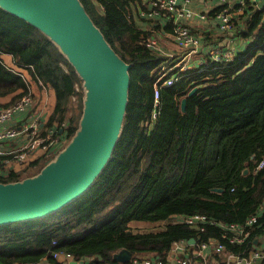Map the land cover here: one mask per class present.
I'll use <instances>...</instances> for the list:
<instances>
[{
	"label": "trees",
	"instance_id": "1",
	"mask_svg": "<svg viewBox=\"0 0 264 264\" xmlns=\"http://www.w3.org/2000/svg\"><path fill=\"white\" fill-rule=\"evenodd\" d=\"M79 1L107 43L130 64L121 128L110 157L87 190L50 214L0 225V264H34L42 259L59 264L54 252L69 254L83 264H129L113 258L121 248L132 255L153 254L160 264H167L171 243L190 237L214 239L233 253L260 246L264 6L257 7L256 0L243 4L233 0L227 33L249 47L237 43L232 60L218 65L209 52L204 53L202 63L179 71V66L168 70L175 59L145 44L151 35L140 25L141 17H146L140 12L147 9L143 0ZM224 5L216 1L208 14L219 13ZM168 29L172 31L171 23ZM2 54L10 55L15 68ZM26 74L36 85L52 88L55 95L40 133L48 128L59 141H70L84 108L82 79L43 31L0 7V97L12 94L1 106L27 93ZM169 77L175 81L159 86L155 104V83ZM194 86L182 111L180 100ZM44 158L29 160L19 170L2 168L0 182L35 175L48 162ZM30 167L36 170L26 175ZM195 213L207 218L200 226L171 218ZM252 216L254 221L248 222ZM138 220L157 224L133 229L129 223ZM228 224L247 232L243 242L230 241L232 232L224 228ZM254 264H264V256Z\"/></svg>",
	"mask_w": 264,
	"mask_h": 264
},
{
	"label": "water",
	"instance_id": "2",
	"mask_svg": "<svg viewBox=\"0 0 264 264\" xmlns=\"http://www.w3.org/2000/svg\"><path fill=\"white\" fill-rule=\"evenodd\" d=\"M258 7L264 0H258ZM0 7L55 42L83 81L85 99L75 135L38 173L0 182V225L50 214L82 194L110 157L125 113L130 64L107 43L79 0H0ZM180 100L184 111L186 97ZM61 131V129L59 130ZM245 171V170H244ZM221 190V188H214ZM195 239L190 237L188 242ZM121 248L113 258L129 261ZM76 260L72 261L75 264Z\"/></svg>",
	"mask_w": 264,
	"mask_h": 264
},
{
	"label": "built area",
	"instance_id": "3",
	"mask_svg": "<svg viewBox=\"0 0 264 264\" xmlns=\"http://www.w3.org/2000/svg\"><path fill=\"white\" fill-rule=\"evenodd\" d=\"M219 2L225 5L221 8V11L217 13L219 17V27L222 31H227L231 27V18L233 12H231V6L233 3L230 0H219ZM239 4H243L244 0H236ZM191 0H149L148 9L146 15L150 17H157L165 19L172 24L173 39L180 47L185 51V59L187 60L191 55L199 52L201 43V37L199 34H194L190 27V22L194 18H199L205 21L208 18V12L197 11L190 6ZM211 5L209 6V9ZM240 9V8H239ZM237 9V11L239 10ZM145 15L144 12H141ZM145 44L154 50L160 51L157 47L155 40L146 37L144 39ZM161 52V51H160ZM210 58L214 62V65L230 61L235 56L234 47H222L216 46L210 51ZM179 66V71L184 70V66L181 61H176L169 69ZM163 70H166V66H163ZM167 70V71H168ZM175 81V77H169L162 83L154 85V102H158V88L161 85H170ZM31 104L30 92L24 93L14 103L0 106V121H5L11 118L12 114L18 110L23 109L27 105ZM156 114V110L153 111V117ZM30 116L20 127L6 126L0 131V140L9 137H16L21 135L24 138L23 143L19 146L6 149L0 144V156L3 158V165L15 163L24 165L35 152L42 150V156H44L48 162L55 156L56 147L55 143L58 141V137L53 134L52 131L47 130L44 134L39 130V118ZM54 148V149H53ZM263 163L261 161L258 166ZM1 168V167H0ZM173 221L185 223L188 225L200 226L207 218L203 214L195 213L191 215L175 214L171 217ZM254 221V216L248 219V222ZM224 228L232 232L231 242H243L247 236V232L239 228L235 224H228ZM257 247L251 249L247 253H233L226 251L225 246L214 240L209 239L207 241H194L188 242L185 239L175 240L171 243L166 255L167 264H254L260 257L264 256V237L259 239ZM219 253L218 256L214 254ZM213 257V262L209 263V256ZM53 257L65 264H70L73 257L69 254L62 252H54ZM161 262L154 257L153 254L146 255H131L129 264H160ZM12 264H31L14 262ZM34 264H52L47 259L39 260Z\"/></svg>",
	"mask_w": 264,
	"mask_h": 264
},
{
	"label": "crops",
	"instance_id": "4",
	"mask_svg": "<svg viewBox=\"0 0 264 264\" xmlns=\"http://www.w3.org/2000/svg\"><path fill=\"white\" fill-rule=\"evenodd\" d=\"M216 1L217 3H220L219 0H191L190 6L194 10L208 12L209 6L211 5V8H213V4ZM230 2L232 3L233 0H230ZM256 2H258V0H256ZM143 4L148 9L149 0H143ZM146 11H144L146 17H141L140 25L142 26L143 30L150 32L151 36H149L148 38L155 40L159 50L163 54L167 55L169 60L173 58L176 61H181V63L185 67L184 69L192 68L198 63H202V61H204L203 54L208 53L209 49H213L216 46H231L234 47L235 52L237 49V43L243 45V48L245 47V49L247 48V46L249 47L248 42H245L244 40L238 41L236 39L237 37H233L230 35V32L227 33V31H222L219 27V17L217 16V14L209 13L208 18L205 21H202L199 18H194L190 22L192 32L194 34H199L201 37V45L199 47V52L197 54L191 55L186 60L184 56L185 51L178 47V45L173 39L172 31L168 29L170 23L165 19H156L157 17L147 16ZM1 57L7 64L13 66L10 55L2 54ZM13 67L15 68V66ZM25 79L30 82L28 84V92H30L31 90V92L35 94V96H33V102L24 107L23 109L18 110L16 113L12 114L11 118H9L8 120L0 121V131L6 126L20 127L30 116H37L40 120L39 128L41 130H44L42 128L43 124L46 122V119L48 118L54 106V91L50 87L36 85L35 82L30 80V76L28 74L25 75ZM11 97L12 94L3 96L2 101L8 102ZM1 103L3 104V102ZM47 130L48 128H46L45 131ZM23 141L24 138L19 135L16 137L4 138L3 140H0V144L6 149H11L19 146L21 143H23ZM63 142L64 139L62 141L58 140L55 143L56 149L57 147H62ZM42 154V150L38 149L35 154L30 158V160H34L40 157ZM42 160L47 159L44 158ZM18 166H20V168L22 167L21 164L12 161V163L5 164L3 167H1L0 171L2 170V168L8 169L7 167L16 170ZM73 260H76L75 264H83L82 260H78L75 258H73ZM73 260H71L70 264H72ZM208 261L209 263L213 262V257L211 255L209 256Z\"/></svg>",
	"mask_w": 264,
	"mask_h": 264
},
{
	"label": "rangeland",
	"instance_id": "5",
	"mask_svg": "<svg viewBox=\"0 0 264 264\" xmlns=\"http://www.w3.org/2000/svg\"><path fill=\"white\" fill-rule=\"evenodd\" d=\"M30 96H31V103L33 102V96H35V94H33L32 92H31V90H30ZM1 102H3V103H5L6 101H2V97H0V106H1ZM68 142L69 141H66V142H64L63 143V145L64 146H62V147H60L57 151H56V154L59 152V151H61V149L63 148V147H65V145H67L68 144ZM23 166V165H22ZM7 168H9V167H7ZM19 169H21L20 168V166H18L17 167V169L16 170H19ZM36 170V168L35 167H30V169L28 170V171H26V172H24L26 175L27 174H32L34 171ZM23 173V174H24ZM130 226L133 228V229H139V230H143V229H145V228H148L149 226H152V225H155V224H157V223H150V222H147V221H131L130 223ZM61 264H65L64 262H61Z\"/></svg>",
	"mask_w": 264,
	"mask_h": 264
}]
</instances>
